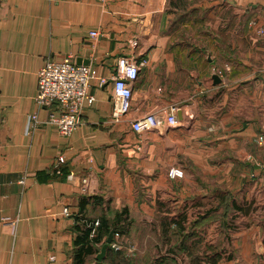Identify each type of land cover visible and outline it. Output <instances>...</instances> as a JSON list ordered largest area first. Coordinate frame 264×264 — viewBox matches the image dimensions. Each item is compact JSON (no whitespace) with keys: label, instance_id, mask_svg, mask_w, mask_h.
<instances>
[{"label":"crops","instance_id":"0c3cea01","mask_svg":"<svg viewBox=\"0 0 264 264\" xmlns=\"http://www.w3.org/2000/svg\"><path fill=\"white\" fill-rule=\"evenodd\" d=\"M123 55L140 69L115 117ZM67 57L90 65L92 100L63 136L44 122L56 106L36 103L37 73ZM149 114L161 124L135 130ZM258 138L264 0H0V264H78L82 229L119 212L130 224L108 252L114 241L127 251L143 226L147 245L155 236L174 252L187 235L190 249L205 246L200 264H264ZM95 247L83 264L107 257Z\"/></svg>","mask_w":264,"mask_h":264},{"label":"built area","instance_id":"2783aa9c","mask_svg":"<svg viewBox=\"0 0 264 264\" xmlns=\"http://www.w3.org/2000/svg\"><path fill=\"white\" fill-rule=\"evenodd\" d=\"M91 36H97V31H91ZM144 62L141 63V65ZM140 65L129 56H120L115 67V72L111 76L114 87V116L118 117L125 113L130 107L132 96V82L139 74ZM93 71L89 64H77L70 57L61 62L46 61L38 70V93L36 103L38 107L56 106L49 109L44 122L54 126L59 134L70 136L81 124L82 108L85 100L91 99L88 93L89 80ZM102 83L106 79L102 78ZM92 100V99H91ZM169 124H176L175 114H168ZM36 114H31L28 119V128H32L38 123ZM43 122V121H42ZM161 124V120L156 114H149L141 120L133 123L135 130H142L146 127H155ZM258 143L264 146V138H258ZM61 160L63 158H60ZM264 166V160H263ZM172 176H180V171H171ZM97 225L99 221L96 222ZM115 237L121 235L115 233ZM115 250L122 248L119 242H113ZM129 251L133 250L129 246Z\"/></svg>","mask_w":264,"mask_h":264},{"label":"trees","instance_id":"16d2710c","mask_svg":"<svg viewBox=\"0 0 264 264\" xmlns=\"http://www.w3.org/2000/svg\"><path fill=\"white\" fill-rule=\"evenodd\" d=\"M42 67V66H41ZM38 76V73H37ZM124 213H117L115 218L113 220H109L107 217H101L99 218V224L95 223L94 221L89 222L90 228L82 229L81 234L78 236L77 239V247H79L76 251V259L78 264H83L86 260V257L88 255L97 253L99 251L98 248L95 247L96 244H100L102 247V244L105 241V238H107L108 234L112 229H114V236L115 233H119L120 235L127 233L128 231V225L130 224L129 220H127L125 223L122 224L123 220L126 218H123ZM90 221V220H89ZM93 227L97 228L94 232V236L90 237V233L93 229ZM90 237V238H89ZM183 246L180 245V248L182 251L189 252L190 255L193 257L192 263L193 264H200V262L203 260L198 254H194L193 249H190L185 242L187 241V235L184 236L183 240ZM194 245V244H193ZM131 246V245H130ZM192 247V246H191ZM128 249V248H127ZM128 251L123 250L120 248L119 250H115L113 247H110L109 252L107 254V257L101 262V264H105L106 262L114 261L118 256H121L123 259H127ZM130 252V251H129ZM171 252V251H170ZM173 253V252H172ZM168 260H174L175 258L167 257Z\"/></svg>","mask_w":264,"mask_h":264},{"label":"rangeland","instance_id":"374dc122","mask_svg":"<svg viewBox=\"0 0 264 264\" xmlns=\"http://www.w3.org/2000/svg\"><path fill=\"white\" fill-rule=\"evenodd\" d=\"M136 225V224H135ZM186 227V230L191 227L190 224H188ZM142 230L141 235L139 234L138 236H135L133 240L132 249L130 252L128 251V256L131 257H126L127 259H122L121 256H118L114 261L111 262H106L105 264H168L170 260L167 259V257H171L167 255L170 252L168 248L162 249V247L158 248L156 247V237L151 236V240L147 243V240H145L146 237H143L144 232L147 230L143 226H138L137 229ZM168 242V240H167ZM202 243V241H200ZM170 241L168 242V244ZM147 245L148 247H145ZM148 248V249H147ZM199 249L193 250L194 254H198L201 258H204L205 253H206V247L203 245H200L198 247ZM164 251H162V250ZM124 250V249H123ZM177 255V258L179 259L180 264H193L192 259L193 257L190 255V253L182 250L174 251Z\"/></svg>","mask_w":264,"mask_h":264},{"label":"water","instance_id":"95a60500","mask_svg":"<svg viewBox=\"0 0 264 264\" xmlns=\"http://www.w3.org/2000/svg\"><path fill=\"white\" fill-rule=\"evenodd\" d=\"M113 237H114V230H111V232L109 233L108 238L106 240V243L103 245L101 251L97 255V259L99 261L103 260L104 257L106 256V252L110 246V243L113 241Z\"/></svg>","mask_w":264,"mask_h":264}]
</instances>
